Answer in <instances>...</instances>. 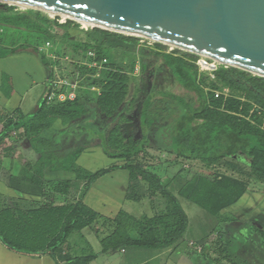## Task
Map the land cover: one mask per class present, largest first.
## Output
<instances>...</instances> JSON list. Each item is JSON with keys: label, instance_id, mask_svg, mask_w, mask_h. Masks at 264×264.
<instances>
[{"label": "trees", "instance_id": "obj_1", "mask_svg": "<svg viewBox=\"0 0 264 264\" xmlns=\"http://www.w3.org/2000/svg\"><path fill=\"white\" fill-rule=\"evenodd\" d=\"M73 24L70 20L59 24L58 17L52 20L40 11L14 12L13 6L0 10V59L18 50L38 52L43 64L50 68L57 58L69 59L84 86L73 100L47 103L46 95L35 111H16L0 118L3 156H11L3 143L15 131V137L27 140L39 155L16 179L7 177L8 184L12 186L16 180L38 191L37 196L44 199L40 207L25 209L19 200L9 202L3 198L0 242L18 253H49L55 259L71 233L90 227L103 254L126 247L168 249L182 241L188 227L180 199L201 208L214 226L203 239L214 234L216 225L234 222L235 217L224 210L247 193L245 181L220 174H196L191 179L175 175L164 181L145 163L149 156L147 141L177 159L199 161L207 167L222 166L264 183V78L232 67H221L210 78L198 71L197 56L177 49L168 52L163 44L140 43L133 36L121 37L133 45L129 50L98 42L88 34L81 38L51 30L52 26L68 28ZM46 44L54 54L53 60L47 52L40 51ZM166 73L185 95L168 87H156L155 80ZM53 78L52 71L50 80ZM147 79H151L150 88L137 105ZM53 89L50 81L47 94ZM132 113L136 114L137 127L132 126ZM58 119L67 127L51 139L40 137ZM92 140L116 163L85 172L84 178L76 182L44 181L46 171L75 170L76 161ZM70 143H76V147L67 150ZM117 170L129 175L127 201L141 202L158 196L164 201V210L151 217L122 214L110 220L84 205L83 198L92 184ZM72 191L76 193L71 195ZM54 196L62 197L65 204L56 205ZM99 220L105 231L95 228ZM249 227V243L259 251L260 264H264V226ZM220 247L228 264H251L229 250L230 242ZM95 258L90 255L77 261L88 264ZM213 263L221 264L220 260Z\"/></svg>", "mask_w": 264, "mask_h": 264}, {"label": "rangeland", "instance_id": "obj_2", "mask_svg": "<svg viewBox=\"0 0 264 264\" xmlns=\"http://www.w3.org/2000/svg\"><path fill=\"white\" fill-rule=\"evenodd\" d=\"M11 6L0 4V10H6ZM14 7V12H25L29 9H22L20 7ZM47 15V14H46ZM50 19L56 17L47 15ZM74 22V21H73ZM58 23L63 24V19L58 17ZM56 28L58 34L68 32L72 37H84L88 34L90 37L97 39L99 42H104L111 47L122 46L126 49H133V45L126 43L121 37H130L126 34H120L112 31L103 30L100 28L84 27L80 23L74 22L68 28L61 26H52ZM99 29V30H94ZM103 31H107L110 34H106ZM3 34L0 31V37ZM40 51L49 53L50 46L45 45L40 48ZM48 49V51H46ZM33 51V50H32ZM34 52V51H33ZM54 56L53 53H49ZM69 59H56L53 67V73L62 84L59 89H62L66 95L78 93L83 86V78H77V71L70 64ZM4 74L8 77L14 78L15 90L18 95L24 96L26 100L25 110H34L39 100L44 93V87L42 82L43 69L38 63V60L34 55L29 54L26 50H19L13 55H10L6 59H0V78ZM7 82V81H6ZM66 83V84H65ZM156 87L163 89L168 87L172 92L178 95H185V91L181 89L173 79L167 75H162L155 80ZM151 79H147L143 85V91L139 95L136 104L138 105L143 95L149 90ZM11 88L10 82H4V92L8 93ZM94 89H91V92ZM31 112V111H30ZM133 127H137L136 114L132 113ZM17 132H12L10 137H15ZM7 138V139H8ZM6 139V140H7ZM5 142V141H4ZM8 142H11L10 140ZM74 146H72L73 148ZM76 147V146H75ZM157 145L150 140L147 141V149H149V156L145 158V163L153 168L158 175L164 181H167L175 175H180L183 178L191 179L196 174L204 175H227L238 180L245 181L248 184V193L235 205L230 206L224 212L230 213L235 217V221L231 223H220L215 226L214 234L210 235L207 239H203L207 234L212 231L214 226L208 223L205 212L197 205L190 203L184 199H180L182 208L188 216V227L183 235L182 247L179 251L174 252L168 260L167 264H214V260H220L221 264H228L223 259L221 249L225 242H230L229 250L239 257L246 259L251 264H260L261 254L255 249L253 244L249 243L248 237L250 235L249 226H264V183L249 179L243 175L226 169L222 166L207 167L199 161H186L175 158L174 155L166 152H160L156 149ZM2 148V147H1ZM109 158L103 153L101 156L89 161L88 172H96L105 168L110 164ZM86 163L88 159L84 160ZM26 166H30L25 163ZM247 169V168H246ZM87 172L81 166L71 173H79L78 176H82L80 173ZM127 173L123 171V173ZM128 210L132 215L139 218L142 216L151 217L156 213H160L164 210L165 204L160 197H154L150 199H144L141 202H129ZM121 214H118L115 218H119ZM114 218V219H115ZM103 221H98L95 228L102 227ZM248 224V225H246ZM190 241L191 244H190ZM128 250L129 247H126ZM120 257H117V264H120ZM178 261L175 263V261ZM165 259L150 262L149 264H165ZM96 264V263H94Z\"/></svg>", "mask_w": 264, "mask_h": 264}, {"label": "water", "instance_id": "obj_3", "mask_svg": "<svg viewBox=\"0 0 264 264\" xmlns=\"http://www.w3.org/2000/svg\"><path fill=\"white\" fill-rule=\"evenodd\" d=\"M264 78V0H0Z\"/></svg>", "mask_w": 264, "mask_h": 264}, {"label": "crops", "instance_id": "obj_4", "mask_svg": "<svg viewBox=\"0 0 264 264\" xmlns=\"http://www.w3.org/2000/svg\"><path fill=\"white\" fill-rule=\"evenodd\" d=\"M51 30L57 33L56 28H51ZM26 52L34 55L43 69V77L41 82L44 87V93L42 95L43 98L48 93L47 89L49 88L50 81L54 83L60 80L57 79L55 75V78H53V80H50V74L53 71L54 65L52 66V68L46 67L43 64L41 56L38 52H33L32 50H26ZM49 53H47L48 57L53 60L54 56ZM6 81L10 82L11 84V88L8 93H5L3 90L4 82L7 83ZM14 88V78L8 77L7 75H5L4 78V74H2L0 78V118L11 116L16 111H20L23 114H28L35 111L39 106V102L42 98L39 100L36 108H34L33 111H26V100L24 96L20 97ZM75 95H77V93H75ZM2 127L3 123H0V133L2 131ZM66 127L67 124L65 125L61 120L58 119L51 128L44 130L40 134V137L44 139H51L56 132L65 129ZM9 140L11 142H8ZM88 143V146H86L85 150L76 161V166H81L87 172V165H89V161L101 156L102 153L104 154L103 149L99 146V143L97 141L92 140ZM3 146L11 150V156H3V148H0V158L2 165V173H0V202L3 198H5L9 202H12L13 200H19L21 205L24 206L25 209L40 207L44 199L40 196H37L39 194L38 191L33 192L32 189H27V187H25L24 185H19L16 180L13 181L12 186L9 185L7 181V177L16 179L17 176L21 174L20 172L22 169H24L25 167H30H27L25 163L33 165L38 160L39 155L32 150L29 142L22 138L10 137L5 140ZM72 146H74L73 148H75L76 143H70L68 146H66V149L71 150ZM147 151L148 153L150 152L149 149H147ZM85 159H88L87 163L84 161ZM115 163V160H110V164L108 166H111ZM78 174L79 173H71V171H46L43 174V179L47 182H57L63 180L76 182L84 178L82 176H78ZM80 174L85 176V173ZM128 183V173H123V170L112 172L98 179L94 184H92L83 198V203L88 208L106 219L114 220V218L121 213L135 217L130 212H128V210H124L126 207L128 208V206H130L128 205V203L132 202L127 201L125 198L128 189ZM75 193L76 191H72L71 195H74ZM46 194L50 195L49 193ZM54 197L56 205L65 204L62 197ZM98 229L100 231H105V229L102 227ZM191 242L192 241H190V244ZM182 243L183 240L172 248L162 250L144 248H129L127 250L126 248H123L116 252L103 254L102 247L93 228L86 227L80 232H73L70 234V236L62 246L61 252L57 255L55 254V259H53L52 255H50L49 253L41 255H27L18 253L8 249L0 242V264H83L77 261V259L81 257H88L90 255H95L96 258L88 264H117V257H120V264H149L150 262L163 259H165V264H167L168 260L171 257L170 254L179 251L182 247ZM177 262L178 261L176 260L175 263Z\"/></svg>", "mask_w": 264, "mask_h": 264}, {"label": "built area", "instance_id": "obj_5", "mask_svg": "<svg viewBox=\"0 0 264 264\" xmlns=\"http://www.w3.org/2000/svg\"><path fill=\"white\" fill-rule=\"evenodd\" d=\"M66 20H63V22H65ZM140 39V43H147L148 45H152L153 42H150V41H147V40H144V39ZM48 46V44H46ZM174 49H171V48H167V51L168 52H171L173 51ZM195 64L197 65L198 67V71L200 73H203V74H206L208 75L210 78H213L214 77V72L217 71L218 69L217 68H213V67H210V66H206V65H203V64H199V63H196ZM62 83L61 82H54V89L52 90L51 93L47 94V103H56V102H63L65 100H73L75 98V94L71 93V94H67L64 92V91H60V85ZM66 84V83H65Z\"/></svg>", "mask_w": 264, "mask_h": 264}, {"label": "bare ground", "instance_id": "obj_6", "mask_svg": "<svg viewBox=\"0 0 264 264\" xmlns=\"http://www.w3.org/2000/svg\"><path fill=\"white\" fill-rule=\"evenodd\" d=\"M81 25H83L84 27H88L89 25L83 22H80Z\"/></svg>", "mask_w": 264, "mask_h": 264}]
</instances>
